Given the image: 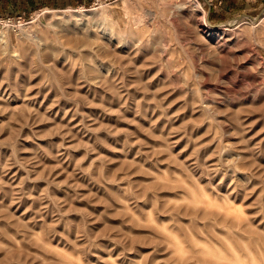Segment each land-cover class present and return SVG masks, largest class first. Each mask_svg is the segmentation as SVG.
Segmentation results:
<instances>
[{
	"label": "rangeland",
	"instance_id": "obj_1",
	"mask_svg": "<svg viewBox=\"0 0 264 264\" xmlns=\"http://www.w3.org/2000/svg\"><path fill=\"white\" fill-rule=\"evenodd\" d=\"M40 2L0 4V264H264V0Z\"/></svg>",
	"mask_w": 264,
	"mask_h": 264
},
{
	"label": "crops",
	"instance_id": "obj_2",
	"mask_svg": "<svg viewBox=\"0 0 264 264\" xmlns=\"http://www.w3.org/2000/svg\"><path fill=\"white\" fill-rule=\"evenodd\" d=\"M6 0H0V4ZM42 9L54 10L58 7L57 0H40ZM206 6L209 15L215 19V22L229 14H245L260 7L263 0H201Z\"/></svg>",
	"mask_w": 264,
	"mask_h": 264
},
{
	"label": "bare ground",
	"instance_id": "obj_3",
	"mask_svg": "<svg viewBox=\"0 0 264 264\" xmlns=\"http://www.w3.org/2000/svg\"><path fill=\"white\" fill-rule=\"evenodd\" d=\"M233 25H236V24H233ZM229 27H232V26H229ZM204 28H205L207 31H211V29H210L208 26H206V25H204ZM225 30L229 31L230 29H229V28H225Z\"/></svg>",
	"mask_w": 264,
	"mask_h": 264
}]
</instances>
